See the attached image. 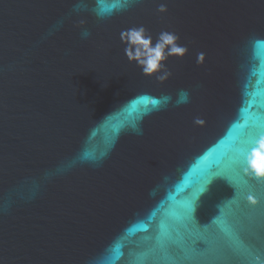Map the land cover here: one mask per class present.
Segmentation results:
<instances>
[{
  "label": "water",
  "instance_id": "obj_1",
  "mask_svg": "<svg viewBox=\"0 0 264 264\" xmlns=\"http://www.w3.org/2000/svg\"><path fill=\"white\" fill-rule=\"evenodd\" d=\"M261 140L264 0H0V264H264Z\"/></svg>",
  "mask_w": 264,
  "mask_h": 264
},
{
  "label": "clouds",
  "instance_id": "obj_2",
  "mask_svg": "<svg viewBox=\"0 0 264 264\" xmlns=\"http://www.w3.org/2000/svg\"><path fill=\"white\" fill-rule=\"evenodd\" d=\"M80 10V5L78 4L74 8V11ZM164 10V6H161L160 11ZM96 15L98 16V18L103 19L106 15V10L103 9V7H98V9L96 10ZM145 31L146 30L143 26H139L129 30H125L121 34V40L126 44V56L128 57L130 62H137L138 66H141L142 72L145 75L155 74L158 68L162 66L161 62L166 59V55L164 53L166 45H171V47L168 49L169 53H177L178 49L182 50L183 52L186 51V49L174 44V41L178 38L174 34H170L168 32L162 33L157 43L154 46L150 47L151 38L145 36ZM81 35L83 38H87L90 35V32L87 29H84ZM202 55L203 54H201V56ZM157 78L160 79L159 76ZM184 98L186 102L187 93L184 94ZM107 114H105L99 120H103ZM194 122L197 124L203 123V121H201L199 118H197ZM132 131L137 135L143 134L142 129H140L139 127H134ZM248 170L255 177L264 179V140L258 141L256 147L250 153L248 157ZM248 199L255 202L252 196H249Z\"/></svg>",
  "mask_w": 264,
  "mask_h": 264
},
{
  "label": "snow or ice",
  "instance_id": "obj_3",
  "mask_svg": "<svg viewBox=\"0 0 264 264\" xmlns=\"http://www.w3.org/2000/svg\"><path fill=\"white\" fill-rule=\"evenodd\" d=\"M116 6H117V5H115V4L113 5V7H116ZM177 53H178V54H183V51L180 50V49H178V50H177ZM153 103H157V102H156V101H153Z\"/></svg>",
  "mask_w": 264,
  "mask_h": 264
}]
</instances>
